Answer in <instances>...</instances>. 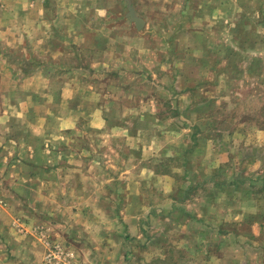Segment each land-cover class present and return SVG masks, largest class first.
Here are the masks:
<instances>
[{
	"label": "rangeland",
	"instance_id": "374dc122",
	"mask_svg": "<svg viewBox=\"0 0 264 264\" xmlns=\"http://www.w3.org/2000/svg\"><path fill=\"white\" fill-rule=\"evenodd\" d=\"M107 2L116 6L108 8L100 69L89 68L91 58L84 56L88 47L72 45L75 55L60 64L83 67L74 72L78 93L73 105L61 103L58 82L45 90L58 101L53 114L72 118L77 130L34 139L48 150L43 152L46 160L55 163L56 184L31 186L35 171L44 172L22 171L21 166L24 159L40 161L35 154L8 149L3 161L0 153V165H6L0 166V208L7 210L6 223L10 220L16 231L22 227L24 236L40 230L71 247L80 260L94 259L108 246V264H132L139 224L150 222L157 232L163 226V211L152 217L154 223L137 218L145 215L142 208L161 210L163 203V190L156 191L159 183L146 181L165 177L168 183L159 186L173 197L166 216L171 227L156 237L182 245L170 243L167 256L155 264L195 256L204 264L211 256H224L221 264H264V0ZM128 5L144 20L140 30L128 16ZM93 96L108 132L105 143L81 117V107L97 105L83 102ZM56 124V119L50 122V130ZM5 125L0 123V134ZM25 127L14 120L8 132L23 141ZM51 145L63 146L62 151L52 154ZM70 145L80 150L64 151ZM102 146L105 154L98 151ZM83 161L92 168L82 170ZM18 176L27 183L18 184ZM91 178L95 182L83 184ZM131 179L138 184L131 187ZM98 190L106 196L102 202L82 199L84 191L90 197ZM138 192L144 201L133 199ZM188 204L204 217L195 231L178 232ZM253 226L260 227L258 235ZM26 256L30 264H41L33 244Z\"/></svg>",
	"mask_w": 264,
	"mask_h": 264
},
{
	"label": "crops",
	"instance_id": "0c3cea01",
	"mask_svg": "<svg viewBox=\"0 0 264 264\" xmlns=\"http://www.w3.org/2000/svg\"><path fill=\"white\" fill-rule=\"evenodd\" d=\"M113 6H116V3L108 4L107 0H3L0 4V106H3L4 109L6 108V110L3 109L4 112L0 115V123L6 121V125L2 126L3 131L0 134V153L2 157L4 156L3 161H6V153L11 150L12 153L28 154V152H31L33 155L35 154V156L41 158L40 161H26L24 159L21 166L22 171L26 169L43 170L44 173L35 171L34 182H30L31 186H34L33 188H38L37 185L56 184L53 180L58 179L56 172L52 171L55 168V163L49 161L48 158L46 160L45 156H43V152L48 150L44 149V145H36L34 143L35 137L44 135L56 137L63 131L77 132L74 127L75 121L72 118H67L66 116L59 118L57 114H53V106L59 107L58 101H53L52 96L48 92L46 93L45 90L48 91L53 83L58 82L61 85L62 91L61 103L64 102L70 105L76 98L78 93L76 83L78 79L75 78L74 72L82 71L83 67L81 69L77 65L72 66L69 63L60 64L62 61H67L68 58L75 55L71 49L72 45H76L79 48L83 46L88 47L90 50L84 56L91 58L89 68L94 71L100 69L98 65L101 62L100 58L106 56L104 45L107 42L106 33L108 32L107 27L110 23L107 17L109 13L108 8H112ZM109 31L111 32L112 29ZM62 43L66 45L62 46ZM89 43L91 44L88 45ZM78 54L81 55L80 53ZM62 70L65 72L70 70V74H66ZM59 73L65 75L59 76ZM94 86L96 89L99 87V85ZM88 101L91 103L85 99L83 102L86 105L96 103L97 105L81 107L80 111L83 114L81 117L88 119V122L92 126L93 134H97L99 138L102 136V142L105 143L108 132L105 130V121L100 114L101 107L98 105V98H94L93 96L92 101ZM42 106L45 111L41 108ZM54 118L57 121V126L55 125L50 130L48 124L54 121ZM14 120H18V122L22 121L26 124L23 141L20 140L19 136L12 137L13 134L8 132V127ZM23 143H25V146ZM20 146H24V148L19 150L18 147ZM49 147L52 154L60 153L59 151H62L63 148L60 145H51ZM66 148H64V151L67 152L75 153V151L80 150L73 148L71 145ZM149 148L147 147L146 149ZM106 149V147L102 146L98 151L105 154ZM82 151L87 154V147H83ZM82 163L83 165L79 164L82 170L92 168L90 164L86 165V161ZM2 168L6 169V165H3ZM19 177H17L18 184L25 181V185L27 183L26 177H22V181ZM166 179L165 177H156L146 181L152 185L159 183L156 186V191L163 190V196L160 199L163 203L159 206L157 205L161 210L158 208L153 209L152 206L144 207L141 212L143 211L145 215L142 214L140 216H137L136 213L125 212V214H129L130 216H137L138 220L142 217L144 218L143 221L151 219L153 223L155 219L152 217L161 215L160 212L162 211L164 217L162 223H160L163 226H161L159 232L154 229L155 226H149L150 222H147L145 225L139 224L138 232L140 234L137 236L138 241L132 246L134 251V256L132 255L130 261L132 264H155L156 261L160 263L167 256V250L171 247L170 243L179 248L182 245L177 240L171 242L170 240L166 241L164 237V239L156 237L161 235V231L163 233L168 232L166 227H171L167 222L168 217L166 216L171 209L172 203L170 198L173 197L167 196V190L159 186L160 184H167ZM104 181L107 183L106 178ZM91 182H95V180L91 178L83 181V184H90ZM99 183L104 184L103 181H99ZM137 184L138 181L133 179L129 182L131 187ZM129 195H132V193ZM81 196L86 201L98 200L102 202V200L106 199V196L99 190L98 192H93V195H90V197L86 195L85 191ZM133 196L137 197L133 198ZM133 196H130V198L144 201V195L140 192ZM199 198L201 201H204L203 195ZM185 207L187 209V212H185L186 219L184 222H179L178 232L195 231L197 221L201 223L204 216L192 208L191 204ZM6 211V209L0 208V221L2 224H0V255L3 256L0 259V264H30L27 261L26 255L30 251L32 244L40 250V262L42 264L43 249L38 237L35 235L24 236L25 233L13 229L9 224L10 220L6 223ZM214 214L216 216V212ZM42 230L45 232L43 228ZM215 231L217 232L218 230ZM252 231L254 235H258L260 227L253 226ZM144 233L146 235L144 240H139ZM57 241L64 247L72 249L64 244V242ZM107 247L102 246V254L94 258L96 264H108L107 262H109L110 257L107 256L109 254V248ZM145 248L146 252H141ZM4 249H6V258ZM156 250L158 251L156 252ZM75 256L76 264H91L94 260L90 257L86 260L84 256L80 260L79 256L76 254ZM155 257L159 259L156 260ZM195 257H189L192 260L175 258L171 264L206 263L202 260L203 258ZM223 257L220 259L219 256H211L208 259L210 263L214 259L216 260L215 264H221L225 262ZM115 264L122 263L118 262ZM244 264L246 263L244 262ZM248 264H251V262Z\"/></svg>",
	"mask_w": 264,
	"mask_h": 264
},
{
	"label": "built area",
	"instance_id": "2783aa9c",
	"mask_svg": "<svg viewBox=\"0 0 264 264\" xmlns=\"http://www.w3.org/2000/svg\"><path fill=\"white\" fill-rule=\"evenodd\" d=\"M16 1V0H12ZM3 0H0V4ZM19 232L25 233L21 227ZM43 247L42 264H76V256L72 250L64 247L60 242L50 239L46 233L36 231L34 234Z\"/></svg>",
	"mask_w": 264,
	"mask_h": 264
},
{
	"label": "water",
	"instance_id": "95a60500",
	"mask_svg": "<svg viewBox=\"0 0 264 264\" xmlns=\"http://www.w3.org/2000/svg\"><path fill=\"white\" fill-rule=\"evenodd\" d=\"M128 11L130 20L135 24L136 29L140 30L144 26V20L136 16L134 9L130 5L128 6Z\"/></svg>",
	"mask_w": 264,
	"mask_h": 264
}]
</instances>
